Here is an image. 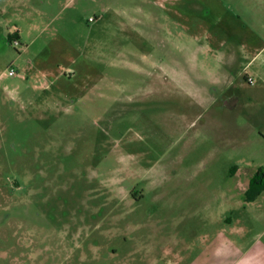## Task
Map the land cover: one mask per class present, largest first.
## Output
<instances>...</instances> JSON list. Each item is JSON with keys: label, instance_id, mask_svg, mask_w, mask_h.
<instances>
[{"label": "rangeland", "instance_id": "rangeland-1", "mask_svg": "<svg viewBox=\"0 0 264 264\" xmlns=\"http://www.w3.org/2000/svg\"><path fill=\"white\" fill-rule=\"evenodd\" d=\"M255 1L0 0V264L264 259Z\"/></svg>", "mask_w": 264, "mask_h": 264}, {"label": "crops", "instance_id": "crops-1", "mask_svg": "<svg viewBox=\"0 0 264 264\" xmlns=\"http://www.w3.org/2000/svg\"><path fill=\"white\" fill-rule=\"evenodd\" d=\"M255 5H257V6H261L263 9H264V0H256L255 1ZM245 8H246V5H245ZM251 23H252V20H251ZM264 29V28H263ZM250 31H252V29H250ZM255 32H256V30H255ZM263 32H264V30H263ZM254 33V32H253ZM254 35V34H253ZM255 36V35H254ZM256 39H257V37H255ZM256 39H253L252 41H251V43H253L254 41L256 42ZM260 39V40H259ZM257 40H259V42H263L264 43V36H261V33H260V35H258V39ZM261 50H264V46H263V48L261 49ZM225 57H227V61H226V64H231V62H233V60H234V56H233V54L231 53V54H226V56ZM214 74V73H213ZM212 74V75H213ZM211 75V76H212ZM214 76H215V74H214ZM250 77V76H249ZM252 77V76H251ZM247 79V78H246ZM261 79V78H260ZM213 82H218L219 83V79H217V78H215V79H213L212 80ZM230 78H227L225 81H221L222 83H224V84H229L230 85ZM228 86V85H227ZM237 99V98H236ZM238 100V99H237ZM236 101V100H235ZM213 102H214V99H213ZM230 99L229 98H225V100H224V105H226V106H229L230 105ZM258 137H259V139H262V140H264V133H258ZM244 144V143H243ZM251 180H252V178L250 179V182H249V185H250V183H251ZM257 264H264V259L262 258H258V261H257Z\"/></svg>", "mask_w": 264, "mask_h": 264}, {"label": "trees", "instance_id": "trees-1", "mask_svg": "<svg viewBox=\"0 0 264 264\" xmlns=\"http://www.w3.org/2000/svg\"><path fill=\"white\" fill-rule=\"evenodd\" d=\"M264 190V170L260 169L252 178L250 183V191L260 193Z\"/></svg>", "mask_w": 264, "mask_h": 264}, {"label": "built area", "instance_id": "built-area-1", "mask_svg": "<svg viewBox=\"0 0 264 264\" xmlns=\"http://www.w3.org/2000/svg\"><path fill=\"white\" fill-rule=\"evenodd\" d=\"M15 44H18V42H15ZM9 76L10 77H13V76H15L16 75V71H15V69H10V71H9ZM253 80L251 79V78H248V82H252Z\"/></svg>", "mask_w": 264, "mask_h": 264}]
</instances>
